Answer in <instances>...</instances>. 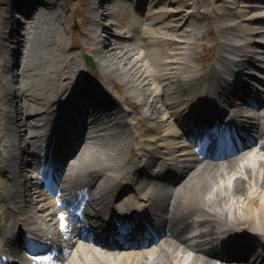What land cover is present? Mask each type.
Returning a JSON list of instances; mask_svg holds the SVG:
<instances>
[{"label": "bare ground", "instance_id": "bare-ground-1", "mask_svg": "<svg viewBox=\"0 0 264 264\" xmlns=\"http://www.w3.org/2000/svg\"><path fill=\"white\" fill-rule=\"evenodd\" d=\"M148 1L153 3L148 7L150 8L149 10L146 9L149 13L144 16L150 17L153 21L150 22L147 19L143 21L142 18L141 21L138 20L133 23L140 16L130 20V24L133 23V26L138 24L137 32L133 35L136 38L141 37L143 40L142 44L135 46L131 43L123 42L119 34L115 33L119 30V26H115L116 24L110 21L114 11L108 2L105 3L101 0L97 9L93 10V14H91L94 16H90V18L94 17V21L90 23V32L97 33L99 48L93 49V54H91L87 51L86 46L79 47L81 50L80 54L83 51L89 52L93 61L102 68H109L111 62L114 63V66L119 65L118 68L122 67V73H119L118 76L121 78L126 90L136 96L134 99L138 100L140 109L145 113L144 119H138L136 126L127 119L132 113L138 112L137 105H133L132 113L119 110L117 112L118 124H114L106 113L101 118L95 116L90 127L92 131L86 133L84 145L82 146L81 143L79 146V153L75 157V160L79 161L76 168L79 176L85 178L88 174L86 182L88 183V178H90L92 183L99 181L102 172L108 174L104 185L98 183L95 189V195L99 197L100 201L106 202L107 208L114 207L110 202L107 188L110 187V194L113 195L124 192L126 190L125 186H128L124 183L129 174L128 168L139 171L140 167H143L140 171H144V168L150 165L152 160L162 154L163 158L169 159L177 152L184 151V149L176 150V146H181L182 143L177 142L180 127L176 126L177 120L174 113L167 111L164 103H162L164 110H162L160 118L159 112L161 110L157 107L158 103L162 102L161 100L159 101L157 96L160 91L163 93L167 92L171 98L175 97L176 93L169 90L167 86L170 78L171 83L184 88H176V91L181 92L178 93L181 94V97L192 96L193 99L201 98L204 103H209L214 108L219 107L218 102L214 104L215 100H222L226 95L224 93L225 95L216 96L205 89L189 90L191 89L192 81H189L186 77L196 73L195 68L189 71L191 68L188 61V56L193 52L192 45H195V33L193 31L201 33L203 28L199 24V17L195 22L192 19L198 15H204V11H199L198 7L202 6V8L212 12V19L216 24L214 27L215 35H231L232 38L240 40L239 44L234 46L233 49L235 50H232V54L238 63H244L248 52L251 51L253 54L252 51L255 48V44L258 43L256 38H264V35H262L264 32L260 30V28L264 29L263 0H240L239 6H236L237 0ZM38 2V7L42 6L46 10H48V6L52 5L50 0ZM126 4L133 6V1L126 2ZM257 8H260L258 10L262 14L257 12ZM246 9H248L247 12ZM34 14L36 13H33L32 18H30L31 25L28 32L29 35L34 33V40L31 37V40L27 41L25 38L22 41L24 43V40H26L25 44L34 53L33 58L37 60L34 66H38V69L42 70L41 66L47 64L51 58L47 57V53L44 54L46 48L51 50L55 46L58 57L54 60L56 63L53 65V69L51 68V73L46 75H77L76 84H82L84 80L79 76V69L83 68V66L81 68V64L79 65L82 59L78 57L80 59L78 60L75 56L64 59L61 54L65 51V45L62 37H58V30L53 27V21L51 20L48 26L46 25L49 21L47 12L41 13L39 11L35 16ZM238 17L242 18L239 21L242 24H236L239 37L233 35L227 29L229 24L238 22ZM196 23L199 26H197L196 30H193L192 26ZM220 25L224 27H220ZM7 29V27H3V31L0 33V53L6 54L5 67L3 61L5 69H7L9 63L10 54L8 52L12 51L7 48L5 43L10 38H16L10 36V33L6 32ZM6 35L7 37H5ZM187 48L190 50L188 53ZM154 49L163 55L165 54L168 61L166 63L158 61L157 56H154ZM260 51L264 52V50L259 49L258 53H256L257 57H261ZM183 55L185 56L183 57ZM21 58H23L22 54ZM153 58H156V60ZM221 65L224 66L225 70L228 69L227 63L221 62ZM14 68H18L19 75L22 77L24 70L21 59L16 62ZM115 71H117L116 68ZM158 71L162 72L163 78H158L156 82H153V76H155L153 72ZM34 74H37L36 69L33 74L28 75ZM22 81L20 79V82ZM52 85L53 78L48 77L47 86L51 91H48L46 99L40 96L35 98L44 102L43 105L48 106V108L52 103V99L59 96L58 94L61 91L57 86L53 89ZM103 86L106 87L107 85L103 84ZM163 86L164 88L161 89ZM23 87L25 86L22 84L20 94L17 91H13L12 103L15 106L11 104L12 111L11 108L7 107L6 102L0 103V122L12 121L13 130L21 132L12 141L0 137V178L9 174L15 180L19 173L18 169L20 166H24L25 160H29L28 163L27 161L25 162L27 168L32 166L34 159L30 148L37 141H35V137L32 139V137L26 136V123L32 121L30 118L45 116L46 113V111L41 109V111H37L27 117L22 110L21 104L25 102V97L22 94ZM101 89L103 92H107L106 89ZM228 94H231V90ZM3 98L5 99V96ZM99 103L101 105L99 108L104 111H115L116 108H122L119 101H112L115 106L109 102ZM172 103L175 108H180L184 102L180 100L172 101ZM51 117L52 115L50 114L46 121H52ZM52 123H55V121H52ZM150 123L152 126L162 123L164 127L162 132L158 135L152 128H147L146 124L149 125ZM263 123L264 118L262 122L258 121L259 127ZM127 132L131 134L130 150L125 140ZM262 135L264 137L263 130ZM139 136L141 138L138 141L137 137ZM55 146L59 151H62L68 145L56 144ZM55 151V148L52 149V152ZM186 156V153H182L179 158ZM188 171L191 174L189 178H192L190 186L184 188L178 185L173 188L171 195L167 192L159 195L158 200L153 203L154 207L151 212L148 210L151 215L166 209L172 211V218L169 221L171 229L169 234H166L163 239V244L166 242L165 248H162V244L157 250L125 251L119 256H114L112 250L106 248H102L105 252H101L102 250L98 249L94 250L89 248L85 241H82L73 247L70 253L71 261L68 262L64 258L62 264H210L209 259L203 258L202 252H194L192 258L189 259V255L186 256L185 247L183 246L186 243L179 236V233H182L184 228H188L194 222L191 219L192 217L195 218L198 213H200L199 216H206L205 220L207 222L212 221V223L218 225L227 236L230 237L235 233L234 237L238 240V243L247 242V246H251V243L244 232L237 230L239 224L255 228L258 231V237L264 234V163L256 159L248 160L247 158L245 161L244 157L239 159L232 158L230 162L224 165L206 164L201 169H195L193 172L189 169ZM131 181H136L134 182L136 183L135 191L127 195L126 200L117 206L118 212L121 205L126 208L133 206L135 204L133 199L139 201H145L146 199L147 188L142 183L145 180L135 178L131 179ZM26 185L24 184L19 195L17 193L13 194V188L0 184V247H5L9 256L12 258L17 257L18 259L23 258V253L20 249L14 247V243L20 231L24 227H28L35 234L44 233V229H51V219L54 221L51 215V217H48L46 209L40 211L38 205L31 204L33 194L28 188L29 184ZM18 195L21 199L18 207L11 209L8 199L11 197L10 205L16 204ZM169 206H172L173 210H170ZM205 206L207 210H203ZM177 212H181V215L177 216ZM113 215L116 216L117 220L123 218V215L117 212H114ZM217 215H224L225 219L231 223V227L227 228L226 224L220 219L212 217ZM231 250L233 249L229 251ZM162 253L166 254V258ZM222 264L248 263L245 261H232ZM251 264H264V261L256 260Z\"/></svg>", "mask_w": 264, "mask_h": 264}, {"label": "rangeland", "instance_id": "rangeland-1", "mask_svg": "<svg viewBox=\"0 0 264 264\" xmlns=\"http://www.w3.org/2000/svg\"><path fill=\"white\" fill-rule=\"evenodd\" d=\"M192 1V0H191ZM67 4H71V5H73V8L74 9H76V11H78L79 12V16H80V14L81 15H83L85 12H86V10H87V2L86 1H83V2H81V0H68L67 2H66ZM193 19V22H195V18L193 17L192 18ZM203 20H200L199 22H200V24H202L203 22H202ZM208 21V20H207ZM197 24V23H196ZM207 23H205L204 25V29H206V30H208V28H209V34L206 32V31H203L201 34H205V35H202L203 36V38H200V35H197V33H195L194 31V33H195V35H194V38H195V45H192V49H193V52H192V54H190L189 56H188V58H189V62H191V65H196L197 67H204L205 65H209V61L208 60H205V59H203L202 57H201V55L203 54V55H205V54H207L205 51H203L202 50V48H203V46H201L199 43V39L201 40V39H204L202 42H205L206 43V39L208 40V42L209 43H212V41L214 40V36H213V34L210 32V29H211V25H206ZM70 25H71V23H70ZM195 24H193V26H194ZM192 26V27H193ZM206 32V33H205ZM201 36V37H202ZM206 38H205V37ZM75 40H76V43H84L85 41H86V39H84L83 37H82V35L80 34L79 35V37H75ZM83 41V42H82ZM90 44H92V42H90V43H88L87 44V46H90ZM206 50V49H205ZM190 50L187 48V53L189 52ZM185 55H186V53H185ZM185 55H183V57L185 56ZM113 75H118L117 73H113ZM158 126H159V130H157V132H161L162 130H163V125H162V123H159L158 124ZM161 126H162V128H161Z\"/></svg>", "mask_w": 264, "mask_h": 264}, {"label": "water", "instance_id": "water-1", "mask_svg": "<svg viewBox=\"0 0 264 264\" xmlns=\"http://www.w3.org/2000/svg\"><path fill=\"white\" fill-rule=\"evenodd\" d=\"M85 59H86V63H87V64H90V65L92 66V64H91V62H90V58H89V56H86Z\"/></svg>", "mask_w": 264, "mask_h": 264}]
</instances>
